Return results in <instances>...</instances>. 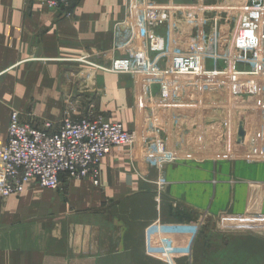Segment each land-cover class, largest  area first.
<instances>
[{"label":"crops","instance_id":"crops-1","mask_svg":"<svg viewBox=\"0 0 264 264\" xmlns=\"http://www.w3.org/2000/svg\"><path fill=\"white\" fill-rule=\"evenodd\" d=\"M124 17L123 0H74L68 11L0 0V146L12 110L57 122L67 102L82 97L83 115L133 128V79L88 66L110 64L113 24ZM200 37L183 30L168 45L198 53L208 69L224 68ZM78 75L88 94L77 91ZM211 97L156 104L164 149L175 157L163 170L136 166L119 147L101 162L96 185L62 175L59 190L31 184L0 197V264H167L150 255L162 246L174 252L170 264H264V107ZM206 222L233 231L224 247L208 241Z\"/></svg>","mask_w":264,"mask_h":264},{"label":"built area","instance_id":"built-area-1","mask_svg":"<svg viewBox=\"0 0 264 264\" xmlns=\"http://www.w3.org/2000/svg\"><path fill=\"white\" fill-rule=\"evenodd\" d=\"M28 1L40 9L60 10L72 0ZM123 2L125 17L113 24L110 64L88 66L133 79V128L68 114L57 122L43 120L34 126L22 121L19 112H11L7 141L0 146V197L19 195L31 184L59 190L62 175L67 180L90 178L96 185L101 162L119 147L129 148L136 166L163 170L175 157L164 149L156 104L186 97L185 101L190 93L214 92L264 107V41L254 58L246 60V68L238 70L234 62H241L243 40L264 26V0H193L184 7L160 6L153 0ZM183 30L201 36L202 48H215L210 56L215 61L220 58L225 67L208 69L198 53L170 48L168 40ZM173 254L163 246L150 253L167 264Z\"/></svg>","mask_w":264,"mask_h":264},{"label":"rangeland","instance_id":"rangeland-1","mask_svg":"<svg viewBox=\"0 0 264 264\" xmlns=\"http://www.w3.org/2000/svg\"><path fill=\"white\" fill-rule=\"evenodd\" d=\"M73 1L74 0H72L70 3H69V5L66 7V8H61L62 10L64 9V10H66V11H68V8L72 5V3H73ZM25 2L27 3V4H29L31 7H35V8H37L38 10H40V8H38V6H36L35 4H33V3H31V2H29L28 0H25ZM182 7V6H181ZM69 12H71V10L69 11ZM69 12H67V13H69ZM183 35V34H182ZM182 40H183V36H182ZM249 43H250V46L248 47V48H246V49H244V53H241L240 54V58H239V60H241L245 65L247 64L246 63V60H252L253 58H254V51L255 50H257V49H259L260 48V46H261V43H263V41H264V26L263 27H260V28H258L257 29V31L255 32V34L253 35V37L252 38H250L249 40ZM174 43V42H173ZM184 43V42H183ZM184 45V44H183ZM247 47V46H246ZM230 61H231V59H230ZM232 61H233V59H232ZM93 69H97V68H93ZM100 70V69H99ZM86 72V71H85ZM84 72V73H85ZM83 76L81 75V77H80V75H78V89H77V91L78 92H81V93H83V94H88L87 93V91L90 89V87H88V85H90V84H85L84 83V81L83 80H80L81 78H82ZM84 79H85V77H84ZM81 93H80V95H81ZM197 95V98H203V97H205L206 99L207 98H209V97H211V98H215L218 94L217 93H214V92H208V93H206L204 96H201L200 94L198 95V93H190L189 94V96H192V95ZM80 95H78V96H80ZM86 95H84V97H85ZM199 96V97H198ZM199 98V99H200ZM184 99H186V97H184ZM86 100H89V98L88 97H86V99L85 98H83L82 97V99H78V98H76L74 101H68L67 103L68 104H70V105H68L67 104V106H69L68 107V110L66 111V113L62 116V118L66 115V114H68L69 116H71L72 118H93V119H100V117H92V116H90V115H83V112L82 111H80V108H82V104L84 103L85 104V101ZM13 111H15V112H18V111H16V110H12L11 112H13ZM20 113V112H19ZM22 114V115H21ZM20 115H21V119H22V121H26V120H24V118H26V117H29L28 119H30L31 121H26V122H28V123H31L32 125H34V126H38L39 124H41V122L43 121V120H45V119H42V118H37L36 117V115L34 116L33 115V117H32V114H28V113H20ZM62 186V185H61ZM61 186H60V188L59 189H61ZM206 229H205V234H206V236L208 237V241L210 242V243H216V242H220L221 244H222V246H223V243L226 241V239L229 237V236H231L232 234H230V233H233V231L231 230V232H227V231H229V230H225L224 231V229H222V230H220V229H212L211 228V225H213V223H209V222H206ZM211 224V225H210ZM224 247V246H223ZM227 263V262H226Z\"/></svg>","mask_w":264,"mask_h":264},{"label":"water","instance_id":"water-1","mask_svg":"<svg viewBox=\"0 0 264 264\" xmlns=\"http://www.w3.org/2000/svg\"><path fill=\"white\" fill-rule=\"evenodd\" d=\"M244 124L240 123L238 126V131H237V137H238V141H241L244 138Z\"/></svg>","mask_w":264,"mask_h":264}]
</instances>
